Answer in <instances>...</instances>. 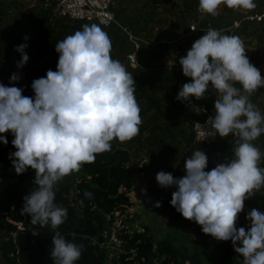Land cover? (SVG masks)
I'll return each mask as SVG.
<instances>
[{
  "label": "clouds",
  "instance_id": "obj_1",
  "mask_svg": "<svg viewBox=\"0 0 264 264\" xmlns=\"http://www.w3.org/2000/svg\"><path fill=\"white\" fill-rule=\"evenodd\" d=\"M221 4L233 9L256 7L254 0H199V10L217 15ZM27 47L21 44L15 49L22 56L18 68L29 60ZM111 48L100 26L84 25L55 44L57 70L49 69L46 77L32 82L34 97L24 96L22 88L0 83V134L11 131L17 149L9 159L17 174L35 170V187L23 197L21 212L31 216L33 225H50L53 230L62 225L68 211L55 203L58 183L79 171L83 163L94 162L97 154L110 151L114 139L125 142L139 133L141 109L134 95L135 81L112 58ZM245 53L239 37L210 28L179 60L191 82L182 85L176 99L191 104L192 97L204 98L211 84L217 92L216 115L207 120L213 129L207 136H237L234 158L205 171L208 156L199 149L186 160L183 177L160 171L156 180L161 188L177 189L170 203L184 218L218 241L231 240L243 264H264V212L253 208L247 214L250 227L236 226L245 200L264 186V169L258 167L262 153L251 143L264 132V117L234 86L239 83L249 95L264 87V77ZM19 79L14 73L10 82ZM0 141L8 144L6 136H0ZM142 191L146 194V189ZM84 195L92 197L90 192ZM160 206L156 202L155 207ZM52 241L54 264H74L85 250L83 244L69 242L59 232Z\"/></svg>",
  "mask_w": 264,
  "mask_h": 264
},
{
  "label": "trees",
  "instance_id": "obj_2",
  "mask_svg": "<svg viewBox=\"0 0 264 264\" xmlns=\"http://www.w3.org/2000/svg\"><path fill=\"white\" fill-rule=\"evenodd\" d=\"M18 2V0H0V47L4 46L1 45V41L6 37L1 29L8 23L11 12ZM181 7L183 8L180 14L184 15L194 12L196 3L193 0H185ZM114 11L120 18L118 12L115 9ZM53 16L52 8L45 6L44 0H42L28 11L20 13L21 18H18V23L22 26L27 21L39 18L40 23H43L50 33H55L58 41L63 40L62 35L68 31L70 34L78 31L79 25L90 24V22L68 19H56L52 22ZM184 18L186 19V17ZM66 20L72 22L73 26L69 28L68 24H65L62 26V30L60 29L61 31L57 27L53 28L56 22L61 24ZM232 21L233 19L229 24ZM255 26L259 28L260 33H254L251 36L262 38L263 24ZM134 28L132 30L136 35H144L136 27ZM243 31L247 33L248 29L244 28ZM116 32L118 33V31ZM159 33L162 36L167 34V31L166 29L165 31L160 30ZM145 36L146 34L143 37ZM158 40L165 39L161 37ZM50 56L53 57L51 70L56 71L59 53L55 50ZM1 60L0 54V62ZM133 70H136L137 75L139 73L137 71L142 72V68ZM46 73L41 72L39 78L46 77ZM171 74L156 75V77L161 79L160 85L173 86L175 92H178L182 79L175 72ZM135 85L136 88L140 87L136 83ZM261 90L256 91V96L252 98L251 103L256 108L258 98L264 94ZM34 95L33 89H30L25 96L34 97ZM202 103L200 102V104ZM148 130H150L148 138H144L142 132H139L138 135L125 142L114 139L110 142V151L97 154L94 162L83 163L79 171L73 172L79 176V179L74 178L72 185L66 184L62 188L58 183L55 203L66 208L68 215L65 222L55 230L50 225L43 227L33 225L30 215L21 214L24 206L23 197L35 187L33 183L35 170L28 168L23 174L15 172L12 160L9 159L10 153L17 151L12 144L15 137L11 131L0 134V136H6L8 140L7 145L0 141V229L5 231L4 239L0 241V264H54L51 258V249L53 247L52 237L56 232H59L69 242L85 246L80 259L74 264H205L200 252L191 250L185 244H178L175 237L166 236L158 240L148 230L141 232L134 227L131 233L126 229L119 230L118 240L121 241L122 251L110 257L111 245H117L111 240L114 224L118 220L116 214L127 212V209L132 205L128 194L137 185V178L129 166L131 159L129 157L126 163L122 162V154L119 149H127L130 155L136 152L140 154L146 150L148 156L154 154V158H158L162 164L161 167L165 170L169 166L163 161H167L169 158L177 159L179 156V160H181L180 163L178 162L179 166L174 171L170 169V173L174 177H183L186 174L185 162L194 151L200 149L208 156L209 163L205 171H210L218 163L234 158L233 149L237 146L236 141L231 143L228 138L220 136L212 144H202L195 141L193 129L190 131L187 127L177 128L159 121L148 124ZM251 143L262 153L258 167L264 169V148L257 144L256 140ZM183 145L187 149L183 154H180ZM209 149L210 151L207 153ZM145 167L148 169L149 165H145ZM85 192L92 193V197L86 198ZM253 199L260 203L254 205ZM248 208L264 211V186L259 190H254L245 200L244 211ZM124 222L129 225L134 221L127 218ZM32 231L38 232L39 235H33ZM216 264L238 263L233 253L225 251L217 258Z\"/></svg>",
  "mask_w": 264,
  "mask_h": 264
},
{
  "label": "rangeland",
  "instance_id": "obj_3",
  "mask_svg": "<svg viewBox=\"0 0 264 264\" xmlns=\"http://www.w3.org/2000/svg\"><path fill=\"white\" fill-rule=\"evenodd\" d=\"M18 1L16 7L11 12L8 23L1 29L6 37L1 41V45L4 46L0 47V54L2 56L0 62V83H3L5 86L22 88V94L25 96L32 89V82L39 78L40 73L44 74V72L46 73L51 69L53 57L50 54L55 51L54 42H57L58 39L55 37L54 32L50 33L47 27L43 23H40L39 18L27 21L22 26L18 23V18H21L20 13L25 10L28 11L42 0ZM183 1L185 0H114L113 8L118 12L120 19L125 24L130 25L132 29L136 27L138 31L144 35L146 34V38L143 37L144 35L142 36L144 39L155 42L154 46L144 45L140 54L142 72L137 71L139 72L138 75L136 74V70H133L134 68L127 63L126 55L131 46L125 37L119 32L101 28L111 40L112 58L119 60L126 70L132 74L135 83L140 86L136 88L134 95L141 109L139 132H142L144 138H148V134H150L148 124L156 121L177 128L187 127L191 131L193 127L190 125L200 119V102L202 103L204 100V103H213L217 99L216 90L212 88L211 84L205 97L200 100L192 97L191 104L176 99L182 85L191 82V78L183 74L179 60L181 57L186 56L187 51L193 44L190 42L189 46L178 47L175 44L166 46L164 42L162 43L158 39L161 37L167 40L176 39L181 34L180 31H185L188 25L190 23L193 24L196 19L198 23L211 20L215 25H230V21L235 18V15L241 14L242 10V8L233 9L227 7L225 4H221L217 10L218 14L212 15L211 18L207 16L208 13L204 15L199 10V0H193L196 3L195 11L181 15ZM65 24H68L69 28L73 26L72 22L66 20L61 24L56 22L53 28L57 27L58 30H62V26ZM92 24H82L78 28L82 30L84 25ZM255 25H246L240 28L239 31H234L233 36L239 37L243 41L245 54L250 63L259 69L262 77H264V34L262 38L251 36L254 33H260L259 28ZM244 28L248 29L247 33L243 31ZM165 29L167 34L160 36L159 31H165ZM69 35L72 34L68 31L65 35H62V39ZM25 36L28 37L27 40L24 39ZM197 38L195 37V41ZM21 44L28 45L25 51L29 56V60L22 68H18L17 62L22 59V56L15 49ZM174 72L181 77L183 82H181L178 92H175L173 86H168L167 84L160 85L159 81L161 79L156 77V75H169ZM14 73L19 75L20 79L17 82H10V77ZM234 86L241 88L242 94L247 95L250 102L256 96V91L262 89L261 91L264 93V87L257 89L249 95L243 93L242 86L239 83H235ZM257 101V109L260 111L262 117H264V94ZM261 127H264V123H262ZM256 141L257 144L264 148V132L261 133ZM121 149L127 150L125 148ZM185 149L187 148L183 145L182 149H180V154H183ZM209 151L210 149L207 153ZM153 155L148 156L146 150H144L140 154L136 152L128 156L131 159L129 166L137 178V185L128 194L132 205L127 209V212L124 214L118 212L116 214L118 220L114 224L111 240L117 243V245H111L109 249L110 257L122 251L120 246L121 241L118 240L119 230L126 229L127 232L131 233L134 227L137 231L141 232L148 230L158 240L166 236L175 237L178 244H185L191 250L200 252L205 264H216L217 258L225 251L233 253L237 263L243 264V257L235 252L231 240L218 241L211 235L205 234L202 231V226L184 218L171 205L172 193L177 190L175 187L161 188L159 186L156 180L157 173L160 171L170 173V169L172 171L176 170V167L179 166L178 162H181L179 160L180 157L178 156L177 159L169 158L167 161H163L169 166L165 170L161 167L162 164H160L158 158L155 159ZM145 165H149L148 169H146ZM74 175L72 172L70 175L65 176L59 182L60 186L64 188L66 184L72 185L74 178L76 180L79 179L78 175ZM144 189H146V194L142 191ZM252 201L254 205L260 203V201L254 199ZM156 202H160L161 206L155 207ZM249 211L250 209L248 208V210L239 214L237 228L244 227L247 230L250 227L251 221L247 219ZM127 218H131L134 222L128 225L124 222ZM4 237L5 231L0 229V241Z\"/></svg>",
  "mask_w": 264,
  "mask_h": 264
},
{
  "label": "built area",
  "instance_id": "obj_4",
  "mask_svg": "<svg viewBox=\"0 0 264 264\" xmlns=\"http://www.w3.org/2000/svg\"><path fill=\"white\" fill-rule=\"evenodd\" d=\"M256 7L251 10H241V14L235 15L230 25L221 26L215 25L211 20L198 23L194 20L193 24H189L185 31H180L179 37L174 40H163L166 45L175 44L176 46H189L195 42V37L199 39L210 28L216 29L222 35L233 36L234 31H239L240 28L251 24H264V0H254ZM45 6L52 8L53 18L52 22L56 19H68L73 21H85L95 23L107 30H115L121 33L131 49L126 55V60L129 66L134 69L141 68L140 54L144 45L154 46L155 42L148 41L142 36L136 35L132 28L125 24L115 13L113 4L114 0H44ZM206 15V13H204ZM207 16L212 18L211 14ZM195 29V30H193ZM217 95V92L215 91ZM214 103H202L199 106L200 119L192 123L195 141L202 144H212L216 141L219 135L215 138L209 135L208 132L213 131L210 124L207 123L209 117L216 115ZM241 119H244L243 117ZM207 136V137H206ZM206 137V138H205ZM205 138V139H204ZM225 138L233 143L238 140L234 134H229Z\"/></svg>",
  "mask_w": 264,
  "mask_h": 264
},
{
  "label": "water",
  "instance_id": "obj_5",
  "mask_svg": "<svg viewBox=\"0 0 264 264\" xmlns=\"http://www.w3.org/2000/svg\"><path fill=\"white\" fill-rule=\"evenodd\" d=\"M119 152L122 154L121 161L126 163L128 161V156H129L128 150L119 149Z\"/></svg>",
  "mask_w": 264,
  "mask_h": 264
}]
</instances>
